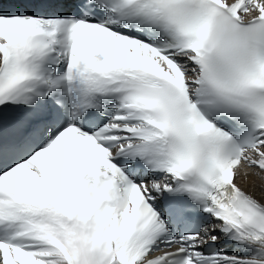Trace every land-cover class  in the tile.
Returning <instances> with one entry per match:
<instances>
[{
  "label": "snow or ice",
  "instance_id": "6c2138e0",
  "mask_svg": "<svg viewBox=\"0 0 264 264\" xmlns=\"http://www.w3.org/2000/svg\"><path fill=\"white\" fill-rule=\"evenodd\" d=\"M241 164L264 0H0V264H264Z\"/></svg>",
  "mask_w": 264,
  "mask_h": 264
},
{
  "label": "bare ground",
  "instance_id": "6f19581e",
  "mask_svg": "<svg viewBox=\"0 0 264 264\" xmlns=\"http://www.w3.org/2000/svg\"><path fill=\"white\" fill-rule=\"evenodd\" d=\"M244 178L240 181L242 189L264 202V197L261 196V190H264V174L260 175L255 172V179L252 173L247 172Z\"/></svg>",
  "mask_w": 264,
  "mask_h": 264
}]
</instances>
